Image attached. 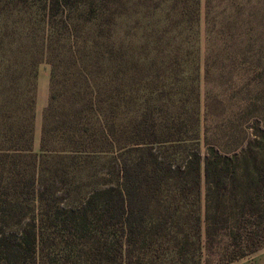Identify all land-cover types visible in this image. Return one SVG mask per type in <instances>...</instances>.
<instances>
[{
  "label": "trees",
  "instance_id": "1",
  "mask_svg": "<svg viewBox=\"0 0 264 264\" xmlns=\"http://www.w3.org/2000/svg\"><path fill=\"white\" fill-rule=\"evenodd\" d=\"M87 1L43 0L42 9L13 12L35 11L43 30L22 28L9 40L10 58H0V264H229L263 249L264 129L256 123L239 139L230 118L203 154L199 116L189 117L197 125L190 130L180 117L137 108L128 129L113 131L95 112L99 80L86 75L85 88L68 86L65 64L78 65L81 52L70 7L81 11ZM43 62L51 66L50 97L35 153ZM110 72V96L125 102L129 94ZM91 160H106V172L89 177ZM219 225L235 243L232 254L215 250Z\"/></svg>",
  "mask_w": 264,
  "mask_h": 264
},
{
  "label": "rangeland",
  "instance_id": "2",
  "mask_svg": "<svg viewBox=\"0 0 264 264\" xmlns=\"http://www.w3.org/2000/svg\"><path fill=\"white\" fill-rule=\"evenodd\" d=\"M20 4L6 0L0 6V58L6 60L13 53L12 36L24 27L38 35L43 30V19L35 11L13 13L30 6L42 9L43 0ZM86 4L81 11L70 7L78 20L77 50L81 52L78 65L74 61L65 64L68 86L73 91L85 88L86 75L93 78V84L97 80L100 87L105 84L102 93L95 86L101 96L95 112L102 114L113 131L128 129L137 108H149L168 120L180 117L188 121L190 130L197 125L189 117L199 116L203 154L206 145L217 144L230 118L233 127L228 124V128L239 139L250 135L256 123L264 129V0H89ZM58 30H64L63 25ZM59 47L69 57V46ZM81 58L84 63L80 64ZM113 69L119 75V87L129 94L125 102L110 96V92L117 94L108 77ZM123 69L129 71L125 79ZM38 74L35 153L40 152L43 114L50 97V64L43 62ZM194 142L197 148L198 141ZM88 162L89 177L106 172L109 165L106 160ZM201 194L205 230L204 177ZM222 228L218 226L214 237L215 250L232 254L235 243Z\"/></svg>",
  "mask_w": 264,
  "mask_h": 264
},
{
  "label": "crops",
  "instance_id": "3",
  "mask_svg": "<svg viewBox=\"0 0 264 264\" xmlns=\"http://www.w3.org/2000/svg\"><path fill=\"white\" fill-rule=\"evenodd\" d=\"M231 264H264V248Z\"/></svg>",
  "mask_w": 264,
  "mask_h": 264
}]
</instances>
